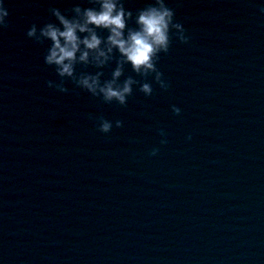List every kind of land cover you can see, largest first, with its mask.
Returning a JSON list of instances; mask_svg holds the SVG:
<instances>
[{
  "label": "water",
  "instance_id": "1",
  "mask_svg": "<svg viewBox=\"0 0 264 264\" xmlns=\"http://www.w3.org/2000/svg\"><path fill=\"white\" fill-rule=\"evenodd\" d=\"M169 4L190 36L160 54L170 87L148 77L153 94L134 85L121 107L68 79L66 93L46 86L60 80L43 63L49 42L25 33L71 0H6L0 264H264V16L257 0ZM126 77L143 79L130 65Z\"/></svg>",
  "mask_w": 264,
  "mask_h": 264
},
{
  "label": "clouds",
  "instance_id": "2",
  "mask_svg": "<svg viewBox=\"0 0 264 264\" xmlns=\"http://www.w3.org/2000/svg\"><path fill=\"white\" fill-rule=\"evenodd\" d=\"M258 12L264 16V0H257ZM49 22L41 26L33 23L25 35L38 44L48 41L43 63L54 69L59 82L48 80L46 86L66 93L65 79L75 88L93 98H100L105 104L127 105L133 94V86L145 97L153 94L152 83L162 91L170 84L162 78L157 68L160 54H167L173 37L181 44H188L190 36L183 24L176 20L175 9L169 0H147L143 7L132 10L126 7V0H71L70 7L61 11L50 6ZM6 0H0V28L8 26ZM115 60V66L106 76L105 69ZM125 65L142 77V81L126 77L120 80ZM91 67L95 71L77 69ZM173 115H180V108L171 106ZM116 128L122 127L120 120ZM96 130L108 134L113 122L103 116L96 117ZM160 145L167 144L163 129L158 131ZM191 135L185 137L191 140ZM153 148L148 155L156 156Z\"/></svg>",
  "mask_w": 264,
  "mask_h": 264
}]
</instances>
